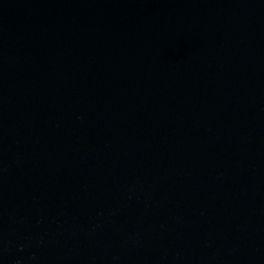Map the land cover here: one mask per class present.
Returning <instances> with one entry per match:
<instances>
[{
	"label": "water",
	"instance_id": "water-1",
	"mask_svg": "<svg viewBox=\"0 0 264 264\" xmlns=\"http://www.w3.org/2000/svg\"><path fill=\"white\" fill-rule=\"evenodd\" d=\"M0 264H264V0H0Z\"/></svg>",
	"mask_w": 264,
	"mask_h": 264
}]
</instances>
